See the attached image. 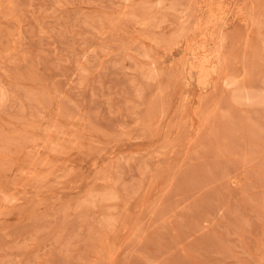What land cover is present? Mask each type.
Instances as JSON below:
<instances>
[{
    "label": "rangeland",
    "instance_id": "1",
    "mask_svg": "<svg viewBox=\"0 0 264 264\" xmlns=\"http://www.w3.org/2000/svg\"><path fill=\"white\" fill-rule=\"evenodd\" d=\"M0 264H264V0H0Z\"/></svg>",
    "mask_w": 264,
    "mask_h": 264
},
{
    "label": "bare ground",
    "instance_id": "2",
    "mask_svg": "<svg viewBox=\"0 0 264 264\" xmlns=\"http://www.w3.org/2000/svg\"><path fill=\"white\" fill-rule=\"evenodd\" d=\"M251 20V19H250ZM251 23H252V21H251ZM217 25V24H216ZM224 36V35H223ZM209 68V67H208ZM211 69V68H210ZM216 70V69H215ZM218 70V69H217Z\"/></svg>",
    "mask_w": 264,
    "mask_h": 264
}]
</instances>
